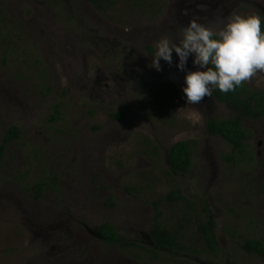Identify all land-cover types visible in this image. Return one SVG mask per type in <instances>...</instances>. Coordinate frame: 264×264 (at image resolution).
<instances>
[{"label": "rangeland", "instance_id": "374dc122", "mask_svg": "<svg viewBox=\"0 0 264 264\" xmlns=\"http://www.w3.org/2000/svg\"><path fill=\"white\" fill-rule=\"evenodd\" d=\"M149 2L0 0V145L20 131L0 154V264H264L239 246L264 236V116L242 119L253 160L232 162L206 124L234 113L214 93L187 104L175 52L151 67L156 42L190 20L264 18V0ZM245 83L264 91V73ZM188 139L192 164L172 174L168 147ZM155 219L186 249L156 250ZM104 222L127 248L100 239Z\"/></svg>", "mask_w": 264, "mask_h": 264}, {"label": "clouds", "instance_id": "9594fccd", "mask_svg": "<svg viewBox=\"0 0 264 264\" xmlns=\"http://www.w3.org/2000/svg\"><path fill=\"white\" fill-rule=\"evenodd\" d=\"M264 18L256 13L232 14L211 26L190 20L179 37L160 38L151 54V67L161 70L160 61L173 63L185 72L182 92L188 105L200 104L215 89L234 91L257 73H264ZM189 57L195 70H187Z\"/></svg>", "mask_w": 264, "mask_h": 264}, {"label": "trees", "instance_id": "16d2710c", "mask_svg": "<svg viewBox=\"0 0 264 264\" xmlns=\"http://www.w3.org/2000/svg\"><path fill=\"white\" fill-rule=\"evenodd\" d=\"M98 11L107 12L117 0H88ZM130 5L142 8L143 5H152L149 0H126ZM264 30V25H262ZM215 98L225 104L234 115L224 118L212 117L207 121L206 129L210 135H219L226 140L231 146V153L226 158L232 162L241 161L250 163L253 160V152L249 146V140L252 137V132L246 129L242 124V119H259L264 115V91L249 86L243 82L234 91L223 93L218 89L213 91ZM159 100V98H158ZM162 102V100L160 99ZM120 115H117L119 117ZM20 131L16 126H10L0 145V154L3 151L4 145L15 138H18ZM195 142L193 140H180L172 143L167 150V162L172 174L186 173L193 158V149ZM170 200L184 201L186 198L181 193L180 189L173 188L169 192ZM213 224L200 225V231L204 234V238L208 246L214 250L215 242L213 237ZM99 236L107 244L128 247L129 243L122 241L114 227L104 222L99 226ZM150 238L158 248H166L175 253H179L186 248L181 246L177 239V234L171 232L159 220L155 219L149 230ZM240 248L247 253H253L259 256L264 261V236L262 238H244L240 244Z\"/></svg>", "mask_w": 264, "mask_h": 264}, {"label": "flooded vegetation", "instance_id": "af4514ba", "mask_svg": "<svg viewBox=\"0 0 264 264\" xmlns=\"http://www.w3.org/2000/svg\"><path fill=\"white\" fill-rule=\"evenodd\" d=\"M264 116V115H263ZM262 116V117H263ZM261 117V118H262ZM260 119V118H259ZM255 120H258V119H255ZM99 229V228H98ZM98 229H97V232H98ZM150 230V229H149ZM99 233H97V235H98ZM148 238H149V241H150V243L152 244V246H154L155 248H156V250H160V251H163V250H165V251H167V252H171L172 250H168V249H166V248H158L157 246H155L154 245V243H153V241H152V239L150 238V234L148 233ZM100 239H102L101 238V236H100ZM106 243V242H105ZM107 244V243H106ZM108 245H113V244H108Z\"/></svg>", "mask_w": 264, "mask_h": 264}]
</instances>
